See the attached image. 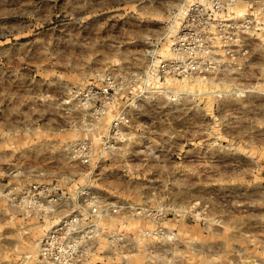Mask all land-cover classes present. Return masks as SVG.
Returning a JSON list of instances; mask_svg holds the SVG:
<instances>
[{
	"label": "rangeland",
	"instance_id": "rangeland-1",
	"mask_svg": "<svg viewBox=\"0 0 264 264\" xmlns=\"http://www.w3.org/2000/svg\"><path fill=\"white\" fill-rule=\"evenodd\" d=\"M215 1L0 0V264H264V0ZM197 5L252 21L238 62L165 73ZM83 204L123 210L47 244Z\"/></svg>",
	"mask_w": 264,
	"mask_h": 264
},
{
	"label": "built area",
	"instance_id": "built-area-1",
	"mask_svg": "<svg viewBox=\"0 0 264 264\" xmlns=\"http://www.w3.org/2000/svg\"><path fill=\"white\" fill-rule=\"evenodd\" d=\"M222 6L221 0L215 1V8L220 9ZM200 6H193L190 11H194V21L191 28L187 30L185 26L183 27L182 35L177 37V41L174 44V57L169 61L162 63V71L165 73L173 72L180 76H186L192 73L207 74L215 72L220 68L222 61L217 56L215 49L219 52L223 50V45H226L229 50L220 55L222 58H227L230 62L227 64L235 65L237 64V58L233 48L244 49V43L242 38L246 33L250 34L252 29V21L246 19L236 20L229 13L226 17H217L212 13H208L207 10L204 11L200 9ZM112 78L109 76L105 78L104 83L98 89L95 87L80 89L76 93L82 99L86 98H98L104 104H108L113 98V83ZM123 132V122L120 118H116L113 122L109 137L122 135ZM91 145L87 141L74 142L70 146V154L73 158L79 160L83 163H90L92 154ZM57 186L54 184H36L30 189L29 197L35 200L39 198L42 201V205L46 204L49 207L48 213H55L56 208H58V200L56 194L52 195L56 191ZM44 197V198H43ZM82 197H84L82 195ZM46 198V199H45ZM45 199V200H44ZM96 199V198H95ZM97 201V200H96ZM125 210L130 208L129 204L123 206ZM77 213L72 214L63 218L59 226L50 231L47 235L46 243L55 239L59 234L70 235L73 231H77L80 228L81 221L83 225L91 222L90 218H95L98 223L111 215L118 216L123 210L121 207L114 205L113 207L107 205H97L96 208H90L89 204L80 207ZM77 233V232H76ZM48 253L47 248L44 250Z\"/></svg>",
	"mask_w": 264,
	"mask_h": 264
}]
</instances>
